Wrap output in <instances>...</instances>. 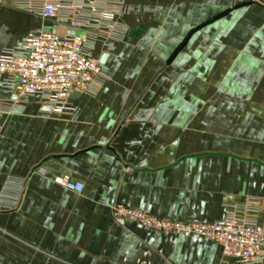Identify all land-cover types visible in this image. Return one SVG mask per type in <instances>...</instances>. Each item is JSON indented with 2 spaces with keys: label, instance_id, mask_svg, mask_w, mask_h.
<instances>
[{
  "label": "crops",
  "instance_id": "1",
  "mask_svg": "<svg viewBox=\"0 0 264 264\" xmlns=\"http://www.w3.org/2000/svg\"><path fill=\"white\" fill-rule=\"evenodd\" d=\"M124 3L126 36L92 48L94 94L72 93L56 113L38 96L13 101L0 78V264H234L216 242L112 208L217 223L264 200V0ZM36 30L67 33L0 0V52Z\"/></svg>",
  "mask_w": 264,
  "mask_h": 264
},
{
  "label": "built area",
  "instance_id": "2",
  "mask_svg": "<svg viewBox=\"0 0 264 264\" xmlns=\"http://www.w3.org/2000/svg\"><path fill=\"white\" fill-rule=\"evenodd\" d=\"M14 4L63 23L67 33L36 30L24 46L4 48L0 52V78L4 77L6 94L18 102L38 96L56 113L69 109L70 94H94L103 75L99 61L92 56V48L97 38L126 36L128 29L118 21L124 0H14ZM93 21L97 34L76 32L91 28ZM56 181L71 191L81 192L84 188L82 182L65 177ZM13 182L8 187L14 186L17 193L21 189L20 181ZM260 213H263L262 223L258 220ZM112 215L116 220L133 221L154 230L191 234L216 242L224 258L233 259L234 264H260L264 260V200L261 199L249 198L239 206H230L225 219L217 223L159 218L123 204L114 205Z\"/></svg>",
  "mask_w": 264,
  "mask_h": 264
},
{
  "label": "water",
  "instance_id": "3",
  "mask_svg": "<svg viewBox=\"0 0 264 264\" xmlns=\"http://www.w3.org/2000/svg\"><path fill=\"white\" fill-rule=\"evenodd\" d=\"M70 33H73V32H70Z\"/></svg>",
  "mask_w": 264,
  "mask_h": 264
}]
</instances>
